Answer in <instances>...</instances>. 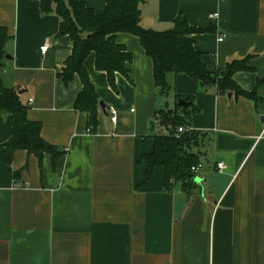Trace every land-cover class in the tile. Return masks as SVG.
<instances>
[{"label": "crops", "instance_id": "crops-1", "mask_svg": "<svg viewBox=\"0 0 264 264\" xmlns=\"http://www.w3.org/2000/svg\"><path fill=\"white\" fill-rule=\"evenodd\" d=\"M82 1L96 14L107 3ZM140 8L145 29L169 30L177 17L214 26L193 35L203 61L217 69L249 57L254 70L235 80L263 100L219 94L174 72L162 94L140 39L122 32L117 41L133 61L131 80L117 74V91L94 52L85 61L100 100L91 133L87 113L75 108L79 75L68 84L60 77L73 52L70 37L58 35L60 17L44 13L40 0H0V25L14 34L5 81L60 151L39 158L17 149L9 161L13 116L0 114V264H264V0H142ZM182 96L192 97V127L201 134V186L178 181L165 190L163 167L143 185L142 157L167 132L158 114Z\"/></svg>", "mask_w": 264, "mask_h": 264}, {"label": "trees", "instance_id": "trees-1", "mask_svg": "<svg viewBox=\"0 0 264 264\" xmlns=\"http://www.w3.org/2000/svg\"><path fill=\"white\" fill-rule=\"evenodd\" d=\"M44 13L55 11L60 17L59 37L68 35L73 44L72 55L68 57L60 77L65 84L70 83L75 75H79L83 89L78 95L75 108L88 115L89 132L94 133L98 124L100 105L96 87L85 67V61L91 53L96 56V68L107 73L110 86L117 91L116 76L122 74L131 80L130 64L132 53L117 41L122 32L136 35L151 57L154 65V79L162 94L168 92L167 74H186L191 76L199 86L216 87L219 94L234 93L245 96L256 103L263 100L257 91H247L235 80L241 71H253L248 65L249 57L235 59L223 68L210 69L203 61L202 53L195 47L193 35L200 32H212L214 26L203 28L190 25L181 17H177L171 29L154 31L141 26L142 0H107L103 13L96 14L82 0H40ZM14 44V34L7 27L0 25V114L13 116V135L6 143L8 160H12L15 150H27L39 158L44 153L60 154L56 145L47 142L41 136V123L28 117L29 106L20 97L19 90L7 85L4 78L5 65ZM264 78L259 79V86ZM189 105L178 104L176 109L161 110L158 119L167 130L155 135V149L142 158L147 164L146 180L149 185L157 167L165 170L164 188L171 191L178 181L189 186L196 177L192 171L200 161L198 149L201 134L192 127L190 108L194 106L192 97L182 96ZM179 127H184L179 132Z\"/></svg>", "mask_w": 264, "mask_h": 264}, {"label": "built area", "instance_id": "built-area-1", "mask_svg": "<svg viewBox=\"0 0 264 264\" xmlns=\"http://www.w3.org/2000/svg\"><path fill=\"white\" fill-rule=\"evenodd\" d=\"M46 50H47V45H45V46L42 47V51H46ZM112 112L114 114V116L112 117V119H113L114 122H116V120H117L116 111L113 110ZM263 125H264V122H263ZM184 130H185L184 127H179V132H183ZM202 166H203V164L202 163H199L197 166H194L192 168V171L194 173H197L202 168ZM217 167H218L219 170H224L225 167H226V165H225L224 162H220V163H218Z\"/></svg>", "mask_w": 264, "mask_h": 264}, {"label": "water", "instance_id": "water-1", "mask_svg": "<svg viewBox=\"0 0 264 264\" xmlns=\"http://www.w3.org/2000/svg\"><path fill=\"white\" fill-rule=\"evenodd\" d=\"M8 58H11V56H8ZM20 93H23V91H20ZM179 105H181V106H188L189 103H188V101L185 98H180L179 99ZM101 106H102L103 110H105V104L103 102H101ZM262 120H264V116H262ZM194 183H196V184H198V185L201 186V180H200V178H198V177L193 178L191 180V182H190V185H193Z\"/></svg>", "mask_w": 264, "mask_h": 264}]
</instances>
